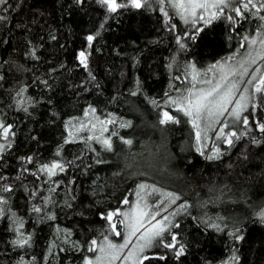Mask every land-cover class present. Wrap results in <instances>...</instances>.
I'll return each instance as SVG.
<instances>
[{
    "label": "trees",
    "instance_id": "1",
    "mask_svg": "<svg viewBox=\"0 0 264 264\" xmlns=\"http://www.w3.org/2000/svg\"><path fill=\"white\" fill-rule=\"evenodd\" d=\"M8 2L7 12L0 9L7 17L0 23V41H7L0 43V115L15 135L0 153V189H12L0 190L7 201L0 205V264H54L46 260V251L56 225L72 229L85 250L61 252L60 264L82 260L89 253L86 242L103 239L108 230L101 214L123 208L125 197L131 201L145 182L143 173L190 194L189 207L176 217L180 227L172 229L186 244L185 254L177 261L167 253L166 262L151 264H264V221L258 216L264 210V133L256 126L264 122L260 94L243 115L249 117L247 127L227 120L226 132L244 133L231 146L216 139V125L198 144L189 118L168 103L200 87L213 64L243 51L245 37L254 30L253 12L230 22L226 17L234 13L226 9L218 19L198 25L165 16L158 0L114 14L98 0ZM97 32L89 48L86 37ZM81 51L90 53L87 69L78 59ZM193 65L199 73L195 81ZM163 108L178 114L179 123L160 125ZM108 119L116 123L99 122ZM128 122L130 127L120 126ZM90 136L110 139L113 150ZM217 148L219 157L206 159ZM53 162L64 171L53 177L40 171ZM197 196L216 205L222 230L202 221ZM20 233L31 237L23 248L12 244ZM164 251L154 248L148 254Z\"/></svg>",
    "mask_w": 264,
    "mask_h": 264
},
{
    "label": "snow or ice",
    "instance_id": "2",
    "mask_svg": "<svg viewBox=\"0 0 264 264\" xmlns=\"http://www.w3.org/2000/svg\"><path fill=\"white\" fill-rule=\"evenodd\" d=\"M78 4H83L85 0H76ZM160 4H163L165 0H158ZM172 7L182 9L183 12L188 13L193 17H198L200 20H204V13L209 14V19L205 20V23H211V20L218 19L221 14L224 13L225 9H230L234 16H227V20L230 22H235L236 18L246 19L245 13L249 12L251 9H254L255 13H260L264 11V0H168ZM98 3L104 7H106L108 13H117L120 9L128 8L129 6L135 9H140L145 7L148 3V0H98ZM11 7L9 5L8 0H0V9L3 12H7L8 8ZM215 9V11H212ZM163 11V8L161 9ZM165 16L168 15L167 12H164ZM183 18V16H182ZM259 19L264 21V15H260ZM7 20V17L3 14H0V23H3ZM195 22V21H194ZM187 23V20H185ZM103 27V25H101ZM176 25H172L171 28L174 30ZM264 28V24L261 25ZM199 31V30H198ZM99 35V32L96 35H88L86 37L88 47H92V42L96 39V36ZM55 38V37H53ZM194 38V37H189ZM182 37H176V43L180 46L181 49L185 47L182 43ZM248 38L245 37V40ZM0 43H7V41H0ZM257 40L254 38L250 41V44H256ZM261 51L257 52V56L261 59H264V38L259 40ZM243 47V44L241 45ZM90 53L86 51H81L79 53L78 59L80 63L83 65L85 69L88 68V56ZM247 58L251 59L252 63H255V58L252 57L251 52L247 53ZM228 59H232L229 57ZM245 60H242L239 63V68L244 71L241 75H247V69L245 68ZM219 63V62H218ZM217 64H213L209 71L212 69H216ZM193 81L197 80L199 75L195 66H192ZM220 71L224 73L221 76V80L225 81L228 78V75H236V69L230 68L227 72H225V65H220ZM256 71H259L257 69ZM4 77L0 75V80H3ZM94 79V77H93ZM253 80H256L255 75L253 78L248 80V84H252ZM205 83H211V81H204ZM44 83H47L44 81ZM195 87V85H193ZM253 89L255 93L260 94V100L264 103V74L259 76V79L256 80V83L253 85ZM24 89H21L17 95H21ZM236 91H240L238 88L237 82L233 81L229 83L226 87H223L221 83H217L213 85L211 88H201L196 90L195 92L191 89L188 90V95L180 97V98H169L168 103L170 105H176V111L183 113L185 117L189 118V122L192 124V127L196 129L195 139L199 144L206 137L202 135L205 129H201L200 121L206 122V128H214V125L219 124L220 127L216 131V139L223 140L228 145H232L234 143L233 138L239 140L241 135L244 133L238 134L236 131H225V129L230 128L229 122L226 119H221L225 117V114L232 117V123L235 124L237 122L243 124L245 127L249 125V117L241 116L243 111L247 110V103L245 101L248 98L244 95L245 92H248V88H244L243 91H240V97L238 100H235V106L229 108V105H233L234 103V93ZM136 92H133L132 95H136ZM167 95V93H165ZM22 103V101H19ZM152 103L156 105V101L153 100ZM158 106V105H157ZM253 108L256 107L255 104L252 105ZM24 111H27V108H24ZM92 113L96 112L95 108H90ZM89 113L86 111L85 116ZM251 115V113H250ZM99 120V117H97ZM102 125L104 124H114L116 121L114 119H108L106 121H99ZM169 123H179V120L170 114L168 111H163L160 114L159 124L160 125H168ZM121 127H130L131 122L127 124L122 123ZM261 133H264V122H257L256 125ZM104 131L107 129L104 128ZM15 132L13 131V125L6 124L2 120H0V139L5 141L9 140L11 136H14ZM112 135H117L116 132H113ZM89 140L96 139L98 142L102 143L104 149L106 151L111 152L113 150V146L110 139L100 140L99 137H88ZM121 140L124 144L131 146L133 141L130 139H124L121 137ZM70 141L65 140V143H69ZM254 143L256 141H253ZM11 145L9 144V147ZM4 148L3 144H0V151ZM200 152L201 155H204V152L200 147L196 149ZM220 150L215 149V155H208L206 159L213 160L219 157ZM59 155V152L57 153ZM28 162L32 161V157H28ZM96 163H104L103 160H97ZM57 170L60 172L64 171V166L59 162H53L51 164H43L40 167V171L48 174L49 177H53L57 174ZM0 179H3L0 177ZM147 185L141 183L138 185L139 190H144ZM5 192L12 191L10 186H4L0 189ZM153 192H160V189L152 187ZM55 191V189H52ZM141 191H137L135 193L138 198L135 202L130 201L127 197L121 202L123 205H131L127 210H110L106 214L102 213L101 217L108 224V233L115 238H122V243H116L114 240L109 238V234L101 233L103 236L102 241H98L97 239H91L87 241L86 251L89 253H93V256H85L83 264H113L114 261L123 259L124 261H128L129 264H151L153 260H158L162 262H166L168 260L167 253H171L172 256L178 261L185 254L186 244L183 243L179 239V234L172 231L174 228H179V223H173L172 220L169 219V216L165 215L160 219H157L160 216L159 207L156 205H149L146 202L141 203L143 197H141ZM170 204H176L181 197L173 192H163L161 193ZM7 201L0 196V205L6 204ZM164 201H160L162 205ZM69 207L71 205H68ZM189 207L187 202L179 204L177 206L176 211L170 213L171 216L175 217L179 215L181 212L186 211ZM33 211L39 213L42 211L39 207H34ZM167 211V208L164 209ZM4 209L0 207V215H3ZM259 219L264 221V210H261L258 213ZM119 217H123V219H117ZM54 219L55 217H51ZM155 221V223H152ZM118 224L122 225L125 229H127V233H123L119 228ZM147 225V226H145ZM210 227L219 229V226L216 224L209 225ZM23 227V224L20 225ZM19 232V229L16 230ZM238 231V230H237ZM21 238L17 240H13L12 244L18 247H25L29 244L31 237L23 238V233H20ZM129 237H135L137 243L133 245L132 240ZM237 239H242V237L237 236ZM132 245L130 248L129 246ZM154 248H162L166 251L149 255L148 253ZM124 249H129L127 253H124ZM236 259V257H233ZM20 264H24L23 260L20 261Z\"/></svg>",
    "mask_w": 264,
    "mask_h": 264
},
{
    "label": "rangeland",
    "instance_id": "3",
    "mask_svg": "<svg viewBox=\"0 0 264 264\" xmlns=\"http://www.w3.org/2000/svg\"><path fill=\"white\" fill-rule=\"evenodd\" d=\"M148 1H152V0H148ZM159 6L161 8H163V10L165 12L168 13L169 15L172 16H178L180 17L182 20H187V22L191 23V24H198L201 21H205L209 19V14L208 13H204V20H200L198 19V17H193L191 15H189L186 12H183L182 9L179 8H175L172 7L171 4L168 2V0H165V2L163 4H159ZM226 10V9H225ZM212 11H215V9H212ZM251 12H255L254 9L250 10ZM260 15H264V11L260 12V13H255L252 14V17L254 19L253 24H254V30H252L251 34H247V40H245L246 44L244 45V49L242 52H240L237 56H229L232 57V59H224L222 60L220 63L217 64V68L213 70V72H211L204 80V81H211V83H203L200 87L196 88L195 90H193L194 92L198 89L204 88H211L213 85L217 84V83H221L223 87H226L229 83L235 81L238 84V88L240 91H243V89L246 87L248 88V92H245L244 95L248 98L247 101H245V103H247L248 108L251 106L250 103H252L253 99L255 98V96H257L258 93L254 92L253 89V85L256 83V80L259 79V76L261 74H264V59H261L259 56H257V52L261 51L260 48V44H259V40L261 38H264V28L261 27L262 24H264V21H261L259 19ZM183 16V18H182ZM246 16V15H245ZM175 18V17H174ZM240 19V18H239ZM195 21V22H194ZM240 21H242V19H240ZM239 21V22H240ZM256 39L257 43L256 44H250V41L252 39ZM251 52L252 57L255 58V63L251 62V59L247 58V53ZM262 54H264V52H262ZM245 60V68L247 69V75H241V73L244 71L243 69L239 68V63ZM220 65H225V72L228 71V69L230 68H235L236 69V75H228L227 80L222 81L221 80V76L224 74L220 71ZM257 69H259V71H256ZM253 75H255L256 80H253L252 84H248L247 81L253 78ZM240 91H236L234 93V103L233 105H229V108L234 107L235 106V100H238L240 97ZM246 110V111H247ZM163 111H168L166 108H163L160 110V114ZM246 111H243L241 113V116L243 117V115L245 114ZM160 114H159V119H160ZM170 114H172L173 116H175L178 120L180 119L178 114H174L172 112H170ZM4 118V117H3ZM221 119H226V120H232L231 116H228L227 114H225V117L221 118ZM0 120L3 121V119H1V115H0ZM200 127L201 129H205V131L202 133V135L206 136L205 132H209L210 128H206V122L205 121H200ZM215 126V125H214ZM217 127H215L216 130H218L219 128V124H216ZM196 130V129H195ZM195 133L193 132V137L195 139ZM8 143V140L5 141L3 139H0V144L4 145L3 150L6 148V144ZM205 145L206 142H205ZM2 150V151H3ZM2 151H0V153H2ZM148 172V171H147ZM143 178V180H145V182L143 181V184L147 185L148 187H146L144 190H139L137 189V191H141V197H143L141 203H147L149 205H156L159 207L160 210V216L157 217V219H160L161 217L167 215L169 216V219L173 221V223L176 222V217H173L170 215V213L176 211L177 206L179 204H182L184 202H187L188 197L190 196V194H184L183 192H181L180 190H178V188H173L171 186L168 185H161L160 183L154 181L156 177H154L151 173H143L141 174ZM162 186L164 189H162ZM155 186V188L160 189V192H153L152 187ZM136 191V192H137ZM163 192H173V193H178V195L181 197L180 200H178L176 202V204H170L169 201L161 194ZM181 194H184L185 196H182ZM135 197H133V199L131 200L132 202H135L138 198L136 197V195H134ZM201 197L197 196L194 197V203H195V208L197 210V212L200 214V216H203L201 219L202 221L207 224L208 226L211 224H216L219 226V230H222V226L220 225V221H219V214H218V210L214 209L215 208V204L214 203H210L209 204V200H207V202H203L202 199H200ZM164 201V203L161 205L160 201ZM200 201V202H199ZM197 204V205H196ZM201 205V206H200ZM208 205V206H207ZM129 207H131V205H123V208H121V210H127ZM167 208V211H164V209ZM117 219H123V217H119ZM223 219V218H222ZM152 223H155V221H152ZM147 226V225H145ZM210 227V226H209ZM118 228L123 232V233H127V229H125L122 225L118 224ZM213 228V227H210ZM217 229V228H215ZM106 234H109L108 231L106 232ZM111 235L109 234V238L114 240V242L116 243H122L123 239L122 238H115V237H110ZM130 240H132L133 245L137 243L136 238L135 237H129ZM103 239L99 240L102 241ZM130 248L132 247V245L129 246ZM84 250V246L82 245L81 241L77 238L74 237V233L73 230L68 228V227H63L61 225H56L53 229V234H52V238L49 240L48 242V248L46 251V260H52L54 264H60V256L59 254L61 252H82ZM129 249H124L123 252L127 253ZM85 252V250H84ZM93 253H88L86 256H93ZM84 258L82 260H72V258H68L67 262L65 264H83ZM113 264H129L128 261H124L123 259L121 260H117L114 261Z\"/></svg>",
    "mask_w": 264,
    "mask_h": 264
},
{
    "label": "bare ground",
    "instance_id": "4",
    "mask_svg": "<svg viewBox=\"0 0 264 264\" xmlns=\"http://www.w3.org/2000/svg\"><path fill=\"white\" fill-rule=\"evenodd\" d=\"M129 163V162H128ZM139 169V168H138ZM161 179V178H160ZM197 205V204H196Z\"/></svg>",
    "mask_w": 264,
    "mask_h": 264
}]
</instances>
